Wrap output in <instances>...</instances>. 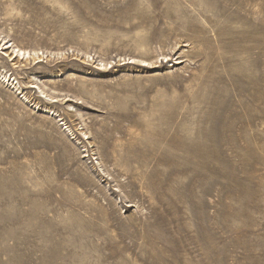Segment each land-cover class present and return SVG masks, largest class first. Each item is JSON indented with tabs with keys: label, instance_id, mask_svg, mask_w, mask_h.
<instances>
[{
	"label": "rangeland",
	"instance_id": "1",
	"mask_svg": "<svg viewBox=\"0 0 264 264\" xmlns=\"http://www.w3.org/2000/svg\"><path fill=\"white\" fill-rule=\"evenodd\" d=\"M0 264H264V0H0Z\"/></svg>",
	"mask_w": 264,
	"mask_h": 264
},
{
	"label": "bare ground",
	"instance_id": "2",
	"mask_svg": "<svg viewBox=\"0 0 264 264\" xmlns=\"http://www.w3.org/2000/svg\"><path fill=\"white\" fill-rule=\"evenodd\" d=\"M2 49H7V50H10L11 51V54H10V56L11 55H13V56H15V58H19V59H24L25 58V55L28 53L29 55H30V52H28V51H26V50H23V49H21V48H17V47H15L12 43H5L4 45H3V48ZM28 55V56H29ZM26 57H27V55H26ZM30 57V56H29ZM132 62V61H131ZM41 92H42V97H45L46 99H48V100H51V101H58V99H56V98H54V96H52V95H45L44 94V92L41 90ZM160 126V125H159ZM161 128V129H160ZM159 129H157L156 130V135H157V137L158 136H160V137H162L163 136V138L164 139H166V136L172 131V130H174V133H176L174 136H172V138H173V140H175L176 139V144L177 143H182V142H184L183 141V135L181 134V133H178L177 132V130L178 129H170V130H168V129H165V128H162V127H160ZM172 128V127H171ZM152 131V130H151ZM153 135L154 134H152V137H150V136H146L145 138H144V140L142 141V142H144V147H148V145H147V142H150V143H153V142H155L156 144H161L160 142H159V140L158 139H154L153 138ZM168 137V136H167ZM150 139H153L152 141L150 140ZM150 140V141H149ZM161 140V139H160ZM171 140V139H170ZM172 140V141H173ZM161 141H163V139L161 140ZM140 143H141V141H140ZM169 143V142H168ZM150 146H151V144H150ZM137 153H138V151H137ZM140 153L141 154H145L146 153V151H144V150H140ZM160 155H164V153L163 154H160ZM159 155V156H160ZM142 157V156H141ZM143 158V157H142ZM147 158V157H146ZM158 158V157H157Z\"/></svg>",
	"mask_w": 264,
	"mask_h": 264
}]
</instances>
